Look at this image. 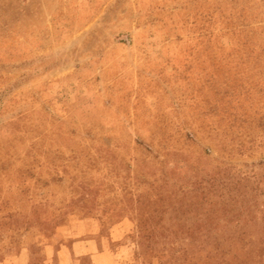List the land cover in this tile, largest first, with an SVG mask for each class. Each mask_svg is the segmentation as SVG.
Listing matches in <instances>:
<instances>
[{
  "label": "rangeland",
  "instance_id": "obj_1",
  "mask_svg": "<svg viewBox=\"0 0 264 264\" xmlns=\"http://www.w3.org/2000/svg\"><path fill=\"white\" fill-rule=\"evenodd\" d=\"M82 239L264 264V0H0V260Z\"/></svg>",
  "mask_w": 264,
  "mask_h": 264
},
{
  "label": "crops",
  "instance_id": "obj_2",
  "mask_svg": "<svg viewBox=\"0 0 264 264\" xmlns=\"http://www.w3.org/2000/svg\"><path fill=\"white\" fill-rule=\"evenodd\" d=\"M97 248L91 242H84V239L76 240L72 244H62V247L56 250L48 249L43 264H85L84 258L87 256H91L93 264H109L104 261L107 256L109 257V253ZM34 260L32 253L25 250L13 258L0 260V264H39Z\"/></svg>",
  "mask_w": 264,
  "mask_h": 264
},
{
  "label": "trees",
  "instance_id": "obj_3",
  "mask_svg": "<svg viewBox=\"0 0 264 264\" xmlns=\"http://www.w3.org/2000/svg\"><path fill=\"white\" fill-rule=\"evenodd\" d=\"M246 21H247V18H246ZM249 45V44H248Z\"/></svg>",
  "mask_w": 264,
  "mask_h": 264
}]
</instances>
